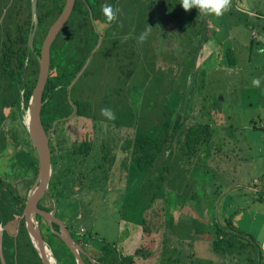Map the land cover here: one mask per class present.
<instances>
[{
    "label": "rangeland",
    "instance_id": "1",
    "mask_svg": "<svg viewBox=\"0 0 264 264\" xmlns=\"http://www.w3.org/2000/svg\"><path fill=\"white\" fill-rule=\"evenodd\" d=\"M154 1L151 0L153 10L155 8ZM92 3H96V0H92ZM149 3L148 0H120L119 5H121L124 14L119 15L117 20L121 25L114 26V19L110 25L104 24L101 27L109 31L111 40L119 39L120 41L125 36L130 45L129 50L137 54L141 48L147 49L152 43L153 46L149 49L154 50L152 57L157 55L156 62L159 65L162 60H165L166 50L169 51L167 55L172 54L177 57L180 63L181 57L186 62H188L187 59L192 60V57L182 55L186 50V45L181 37H176L177 27H172L171 20L168 21L166 38L163 39L162 29L158 26L155 31L148 30L149 35L143 42L139 41V36L145 31L139 30L141 28L150 29L149 20H151L152 13ZM142 4H147L144 10ZM165 5L171 7L177 3L166 0ZM238 8L240 9L238 10ZM244 8L264 16V0H229L226 10H222L220 16L208 14L211 24L212 22L217 23L218 30L221 31L216 33V28H209L208 41L205 44L203 41L201 46L205 51L209 46L214 48L215 43H220V39L225 38L226 33L228 37L225 38V42H222V48L232 51L235 67L224 68L221 61L218 62V66L214 67L213 55L203 56V60H201L205 69L202 70V66L197 67V62L194 68L196 73L193 77L194 88L197 90L192 89L193 97L185 102L190 105L185 111L181 110L182 114L188 118L187 124L192 122L208 125L211 132L207 142L199 147L201 151L200 163H195L198 167L201 162L203 163L200 169L206 174L204 181L206 180L207 189L205 192L202 190L205 196H201L199 193L198 196L202 202H183L182 206L185 207L179 216L182 213L193 211L192 209L196 214L198 209L195 207L204 205L200 209L205 210L203 211L206 218L204 222L208 224L207 228L201 227L198 234L203 235V239L207 236L213 240L216 238L215 226L211 221L213 218L215 224H219L218 226L229 228L225 232L230 233V236L224 237V242L218 246H215L213 241L202 240L201 243V239H196L199 236L195 235V231H193L194 234L192 232L187 234L189 229L185 231L181 225L174 223L171 225L175 220L174 216H177L174 215L173 205L168 206L171 220L169 219L168 225H166L164 217L166 213L155 211L160 210L163 205L164 208L167 207L168 202L161 199L156 200L151 209L156 214L153 211H148L151 214L149 213L150 215L145 218L149 228H145L143 231L142 225L137 226L136 220L140 212L137 208L140 203L138 202L140 191L137 188L141 181L138 177H134L136 168L132 152L129 151L133 144L128 145V150L125 152L123 146L125 137L129 134L127 131L135 128L130 122H135L143 102H158L159 87H156L157 83L153 77L152 83L148 77L145 86H137L135 90L131 91L130 102L126 108L119 109L117 105L105 107V109L111 110L112 118L106 117L103 120L105 122L88 119L82 123L87 129L89 142L87 158L83 159L84 169L86 168L85 171L83 169V179L81 175H72L70 170L72 171L71 167L75 165L72 164V160L68 162L73 149L71 145L76 146L84 133L81 134V120L78 121L79 123H75L72 121L73 119H69L60 125L56 139L58 144L64 146L63 157L66 160L59 169L58 177L62 179V183L68 181L71 185L73 182L72 189L75 193L72 196L65 193L66 197L62 200L55 198L50 207H55L58 219L73 228L74 240L78 238V242L83 245L88 255L94 257L107 249L112 250L111 253L113 252L117 256L118 262L122 264L127 263L126 259L129 256L132 258L131 264H251L252 261L253 264H260L258 262L260 258L262 259L261 264H264V203L260 200L264 197V192L258 193L259 189L255 185L253 187L256 189L247 185L252 183V179L255 178L259 181V183L255 181L258 183L257 186L263 188L264 191V19L262 22L258 21L250 14L244 13ZM199 21L201 22L202 19ZM77 37L73 33V39H77ZM198 44V38H196L193 45L194 50ZM80 45L75 40L71 45L64 43V46L61 47V63L59 65V61H57L55 69L56 77L77 72L78 64L75 65L77 59L82 62L87 54L85 53L82 57L77 54L81 49ZM93 47L94 45H91L90 50ZM192 52L194 55L195 51ZM196 55L198 57V54ZM195 56L193 57L195 58ZM175 62L173 61V63ZM173 65L175 68L179 66L178 62ZM145 69L149 68L145 66ZM200 71L203 72L199 74ZM171 77L173 88H169V83L168 87L167 83H163L162 102L164 100L168 107L174 105L183 107L182 91L178 93L179 85L175 87L176 80L180 83V79L178 76L175 78L174 75ZM254 79L259 80L260 84L253 85ZM139 80L138 77L135 83L139 84ZM149 83L151 84L149 85ZM191 84L189 83L188 86ZM147 86L150 90L149 95H146L145 92ZM56 104L57 100L53 101L51 105L55 106ZM8 112L9 109L6 108L5 114ZM69 113L58 112L54 116L47 114L45 118L48 124L53 125L58 117H67ZM23 117L24 112H22V117L20 116L21 125ZM18 118L19 116H16L15 120L18 123L7 118L1 128L3 133L9 136L7 144L13 147L17 160L20 156L28 158L27 148L24 145L14 148V142H12V134L20 130ZM219 150L220 152H218ZM8 152L11 150L7 151V156L10 155ZM214 153H220V155H213ZM72 158H74V154ZM79 159H81V155L77 154V160ZM16 167L19 166L16 165ZM94 167H101L106 174L104 178L107 177L99 181L98 186H94L91 180ZM19 171L24 172L25 166L23 165ZM67 175H72V178ZM13 181L22 197L28 195L32 190V181L27 184ZM238 185L240 186L238 187ZM81 187H87V194L82 197L77 194L83 190ZM75 198L77 200H73ZM211 206H213L212 211H210ZM8 212L9 224L7 227L12 235L18 217H14L13 210L10 209ZM197 213L200 214V210ZM154 216L159 217L158 221L153 218ZM209 217L211 218L209 219ZM209 222L211 223L209 224ZM199 227L196 224L190 226V229L194 230ZM42 231L44 240L50 243L57 263L72 264L65 247L45 233L44 229ZM204 247L206 250L204 249L203 253H200L198 249ZM17 251L13 254V259L10 260L11 264H28V255L23 258L27 253L24 251L21 254V249ZM260 252L261 257L259 256ZM193 253L200 255L201 258L193 257ZM35 264L41 263L36 261Z\"/></svg>",
    "mask_w": 264,
    "mask_h": 264
},
{
    "label": "trees",
    "instance_id": "2",
    "mask_svg": "<svg viewBox=\"0 0 264 264\" xmlns=\"http://www.w3.org/2000/svg\"><path fill=\"white\" fill-rule=\"evenodd\" d=\"M48 1L49 0L38 1L37 11L40 23L42 22V18H45V13L49 12ZM87 1L88 0H76L75 11L79 13L77 16L73 13L74 19H76L73 22V30L74 33L78 36V38L75 40L76 42L79 41V37H82L83 34L85 36L94 34L95 32H97V34H101L102 30L106 29L102 28L101 26L104 24L110 25L112 21L117 17L115 16L113 20L109 21L107 16L103 14L102 18L99 21H96V19L94 18H92L91 20L89 11H87L85 15H81V11L78 9L77 4L88 3ZM97 1L98 10H101L103 0ZM148 1L150 2L149 4L151 6V0ZM156 1L160 6L164 8V10L176 24V37L182 38L187 50H185L182 55L190 56L193 59L190 60L186 58L188 61L186 62L184 58L181 57L180 63L177 57L173 56L172 54H169L170 56L167 55L169 51L166 50V58L164 57L165 60H162L161 65H159L156 62L157 55L155 54V56L152 57V52H154V50L149 49L152 48L151 44L147 49L141 48L138 54H135L134 52H128L130 53L132 58H135L136 69H138V71H136V80L138 77L140 80L139 84H136V88L137 86H145L146 79H148V77L150 78L151 83L153 82L154 78L155 83H157L156 87H159V94L157 95L158 104L143 102L142 107L140 108L136 116L135 122H130L131 125H134L135 128L131 131L126 130L129 134L125 137V144L123 146V150L125 152L126 150H128L127 146L133 144V147H131L129 151L131 150L132 152V158L134 161V166L136 168L134 177H138V179H140L141 181L139 187L137 188V190L140 191V199L138 201L140 203L137 207L138 211L140 210V212L138 213L136 224L137 226L142 225L143 231L145 228H149L147 226L148 224L145 218L147 217V215L151 214V212L148 211H153V213H155L154 210L151 209L154 205V202L158 199L165 200L166 202H168V205L165 208L163 205L161 209L159 208L160 210L157 209L155 211L166 213L165 217H167L168 219H170L171 216V212H169L170 205H173L174 215H179V213L182 212L183 208L185 207L182 206L184 205L183 202H202L200 196L198 195L199 193H201V196H205L203 192H205V190L207 189V186L204 183L200 182V176L203 173L202 169H200V166H202L203 163L201 162V165L199 167L196 166L197 164L195 163H200L201 158L199 156L201 154V151L199 150V147H202L207 142L211 132V128L208 125H201L200 123L197 124L192 122L187 124L186 121L188 120V118L184 116L181 111H185V109H187V107L190 105L189 102V104L185 102L193 97V94L191 93L192 89L197 90L194 88L195 84L193 80L194 75H196L194 71L197 62L196 54L199 53L202 42L204 41L203 43L205 44L208 41L207 35H209V27L207 25L206 19L208 14H202L198 9L195 8L185 11L180 6L179 0H169V2L177 3V5H173L171 7L165 5L166 0ZM56 3L58 4V12L60 13L65 0H56ZM146 5L147 4H142L143 10L145 9ZM0 6H2L0 8V15L3 9L9 7L7 13L8 15H6L3 25L0 28V117L6 118V116L9 115L11 117V121H15L16 116H19L18 126L21 127L23 133L25 134V143L27 148H29L31 146V141L24 125H21L20 116L22 117V112H25L27 110L29 98L35 87L38 74L37 61L33 54L28 51L27 46L31 20L30 0H0ZM20 13L24 14V21H19V23L16 24H14L13 21L11 22L10 15H15L20 18ZM151 13L152 17L150 23L152 31H155L157 24L153 8H151ZM199 19H202V21L200 22ZM186 21L187 25L185 26ZM116 24L118 26L121 25L119 20L114 23V26H117ZM10 26L12 28H10ZM41 26L42 25H40V27ZM48 27L49 24H47L46 26H42L41 31H46ZM144 30L145 28H141L139 31ZM107 34H109V31H107L106 29V35ZM196 38H198L199 44L194 50L193 45ZM77 43H79V45L81 44V53H87L89 52L91 45H94L95 42L93 41L91 45L83 44L82 42ZM119 43L122 44L120 46V50L122 52H127L126 50L129 48L125 39H120ZM34 46L36 48V45ZM40 46L41 42H38V48ZM108 48V45L104 44L101 49ZM192 51H195L194 55ZM231 53L232 51L230 49L223 50L218 53V59L220 58V56H222L220 61L221 63H223L224 68L231 69L235 67V61ZM193 56H195V58ZM27 60L28 66L25 70ZM173 61H176L175 63L178 62L179 66H177L176 68L173 67V64H175L173 63ZM145 66H147L149 69H145ZM202 72L203 71H200L199 74H201ZM173 75L175 78L178 76L180 79V83L178 80H176L175 87L179 85L180 90L178 91V93L182 91L181 95L183 96V100L181 101L184 104L183 107H179L178 105L168 107L165 104L164 100L162 102L163 83H167V87L169 83V88H173V79L171 80V76ZM89 76L90 74L88 73V77ZM86 77L87 73H85L84 77L80 78L77 85V90L78 92H80L78 97L83 100L84 98H87L88 101L83 103V101L80 102L79 99L74 100V109L79 115H87L88 119L90 120L103 121L104 119H106V116L102 114L101 110L105 109L106 103L97 104L92 95L86 94L85 87L83 86V81L86 80ZM151 83H149V85ZM189 83H192L191 85H189L190 87L188 86ZM53 89L54 87L50 88L47 93L45 92L44 99L51 95ZM145 90L146 95H149V86H147ZM62 92H64L66 96L67 91ZM127 93L128 90L121 93V95L123 96L121 97L122 100L119 104V109L128 106L129 103L127 100ZM185 94L186 97L184 98ZM145 97L146 96L144 95V98ZM52 102L53 99L50 97V101L47 102L46 107L41 112L42 125L43 127L45 126V128H47L46 130H48V128L51 129L52 125L48 124L45 115L48 114L54 116L59 112L55 111L54 106L51 105ZM21 104L23 105V108H21ZM6 108L9 109L8 114H5ZM70 113H73V109ZM30 150L31 153H33V157L29 162L23 156H20L19 158L22 168L23 165L25 166V170H28L29 168L31 169V167H33V175H37L38 162L34 152V147H31ZM92 171H94V173L91 180L94 186H98L99 181L107 178H104L106 174H104L105 171L101 167H94ZM65 197V193L60 191L55 198L58 200H62ZM260 200L264 203V197H262V199ZM22 207L23 205H21L19 211L17 212V217L21 213ZM201 207H204V205L195 207V209L200 210V212L205 211L204 209L201 210ZM212 209L213 206H211L210 211H212ZM192 210L195 211L194 209ZM181 215L186 214L182 213ZM153 218H156V221H158L159 219V217L155 216ZM210 218L211 217H209V219ZM213 220L214 219L211 218V221L215 226L216 238L212 243L215 246H218L220 243L224 242V237H226L227 235L230 236V233L225 232L229 230V228H223L222 225L218 226L219 224H215L216 222H214ZM210 223L211 222H209V224ZM228 227H230V224H228ZM47 234H49L52 238L60 242V244L65 247L61 240L54 236V234L50 233L49 230L47 231ZM8 236L5 235V245L10 250V258L13 259L14 250L17 251L18 249H21V251H23L24 248L31 249L34 253V257L38 258L37 253L31 245L22 224L20 234L18 235L16 240H14L13 237ZM42 237L44 239V236ZM75 240L78 242V238ZM47 244L49 245L50 243ZM111 251L112 250L107 249L103 253H100L98 255V262H100V264H122L121 262H118L117 256H115L113 252L111 253ZM68 256L70 257L72 264H74L73 257L69 253ZM55 259L57 261L56 257ZM126 262L130 264L132 263L131 256L126 259Z\"/></svg>",
    "mask_w": 264,
    "mask_h": 264
},
{
    "label": "flooded vegetation",
    "instance_id": "3",
    "mask_svg": "<svg viewBox=\"0 0 264 264\" xmlns=\"http://www.w3.org/2000/svg\"><path fill=\"white\" fill-rule=\"evenodd\" d=\"M38 1L39 0H36L37 21H36L34 35L32 38L33 50H30V52L33 54L38 64L37 79L39 75V57L41 55L43 42L50 28L56 23V21L60 17L65 7V3H66V0H65V3L62 6L61 11L59 13L58 4L56 3V0H49L48 1L49 2V5H48L49 12L45 13V16H44L45 18H42V22L40 23L38 11H37ZM119 1L120 0H103L101 10H98L97 0H96V3H92V0H88L87 1L88 3H81L77 5H78V9L81 11L80 12L81 15H85L86 12L89 11V16L91 20L92 18H94L96 19V21H99L102 18L104 14L103 8L111 5L114 10L118 9L116 13L117 18H115L114 20V23H115L116 21H118L117 19L119 15L124 14V11L121 8V5H119ZM155 3L160 9H162L166 14H168L164 10V8L159 5V3L156 0H155ZM75 6H76V0H74V5H73L70 15L68 16L64 25L58 31L54 41L52 42L50 46L48 78H47V82H46L43 96H42V100H43L42 111L46 107L47 102L50 101V97L53 99V101L57 100V104L54 106V109L56 107L55 111H59V113L60 112H71L73 109V113H69L67 117H58L56 121L54 122V124L51 126V129L48 128V130H46L47 128H45L44 126V130L47 131V133H49V137H50L49 148H50V155H51L52 173H51V179H50L48 191L46 192L45 195H43V197L38 202V208L46 212H51L52 215L56 217L57 219L58 217L55 212V207H50L51 205H53V200H55L56 195L60 191H62L63 193H68L70 194V196H72L75 193L72 189L73 182L71 183V185H69V182L67 180H66L67 183L65 181L62 183V179L58 177L60 173L59 169L62 167V164L63 162H65L66 159L63 157L64 146L57 143L56 137L58 136V133L60 131L59 130L60 125L69 119H73L72 121L75 123H79L78 121L81 120L80 122L81 123L80 127L82 128L81 134L84 132L83 135L81 136V141L77 143L76 146L71 145L73 149L71 150L70 157L68 158V162L72 160V164L75 166L71 167L72 171L70 170V172L72 173L73 176L81 175L83 179L84 171L86 169V168L84 169L83 159L87 158L88 136H87V129H85L84 124L82 123L85 120H88V117L87 115H84V114L79 115L78 113H76L74 109L75 106L73 103L74 100H78V99L80 100V102L83 101V103L88 101L87 98H84V100H86L84 101L83 99L78 97L80 92H78L77 90L78 88L77 85H78L80 78L84 77L85 73H87V77L85 78L86 80L83 81V86L85 87L86 94L92 95L94 97L95 102H97V104L106 103V106L117 105V107H119L120 106L119 104L121 103V100H122L121 97L123 96L121 95V93L126 92V90H128L127 100L128 102H130L131 91L136 89V83H135L136 82V62H135V58H132L130 53H128V52H133V51L127 49L126 50L127 52H122L120 50V46L122 44H120L121 42L119 43V39L111 40L109 38L110 34L106 35V29L102 30L101 34H97V32H95L94 34H89L86 36L83 34L82 37H79L78 39L79 41L77 42H82L83 44L90 45L94 41L95 42L94 47L91 50H89V52H87L82 62H79V59H77L75 65L78 64V67H77L78 70L76 73H72L66 76H61V75L58 77L55 76V69H56L57 61H59V65L61 63V54H62L61 47L64 46V43L71 45V43L74 42V40H76V38L73 39V33H74L73 22L76 20L74 19V15L77 16L79 13L75 11ZM1 7L2 6H0V8ZM149 7L152 8V2H151V6L149 4ZM8 8L9 7L5 9L2 8L3 10L0 15V28L3 25L6 15H8L7 14ZM30 10H31V20H30V30H31L33 26L32 25V0H30ZM154 14H155V11H154ZM10 16H11L10 17L11 22L13 21L14 24L19 23V21H24L23 20L24 14L22 13L19 14L20 18H18L15 15H10ZM155 18H156V24H157L156 28L158 29V26L160 25H158L157 23L156 15H155ZM150 21L151 20H149V22ZM47 24H49L48 29L46 31H41V27L46 26ZM40 25L42 26L40 27ZM10 28L12 27L10 26ZM30 30H29V33H30ZM147 30L152 31L151 24H150V29L147 28ZM118 31L121 32V30H118ZM162 34H163V29H162ZM28 37H29V34H28ZM124 39L126 42L128 41L125 36H124ZM99 41H100V45L98 49L94 51ZM38 42L39 43L41 42V46L39 48H38ZM104 44H107L109 48L101 49ZM127 44H128V47L130 48L129 42H127ZM34 45H36V48ZM27 46H28V42H27ZM151 46H153L152 43H151ZM37 48H38V51H37ZM77 54H79L80 57L85 55V53H81V51H79ZM52 62L54 63V65ZM87 62L88 64L86 65ZM27 66H28V60L26 61L25 70ZM84 67L85 69L83 70V72H81ZM80 72H81V75L76 80V77ZM88 73L90 74L89 77H88ZM37 79H36V83H37ZM52 87H54V89L51 95L44 99L45 92L47 93V91H49V89ZM62 91H67L66 96H65V93ZM21 108H23V105ZM7 118L11 119V117L8 115L6 116V118L0 117V121H1L0 123V232H2L1 235H2L3 262L4 264H11L10 260L12 258L9 257L10 250L5 245V235L7 236L9 235L13 237L14 240H16L18 235L20 234L21 224L24 227V223H25L24 220L20 221L19 231L15 237L16 230H17V223L20 220L22 212L25 208V203H26V199L28 196L26 195L25 197H22L19 194L17 187L14 185L13 180L23 182L24 184H27L32 181L33 182L32 186H34L35 181H36V175H33V169H32L33 167L31 166H30L31 169L30 168L28 170L26 169L24 172L19 171L20 169H22V165L19 160L20 158H18L17 160V158L15 157V152L13 150V147L8 146L7 144V140L9 136H6L1 130ZM12 139H13L12 142H14V148H16V146L18 145H24V147L27 148L26 143H25L26 141L25 134L23 133L21 127H20V130H18V132H14L12 134ZM31 147H33L32 144L26 150L28 153V158H27L28 162L33 157V153H31V150H30ZM9 149L11 150V152H8L10 153V155L7 156V151ZM34 152H35V149H34ZM73 154H74V158H72ZM77 154L81 155V159L77 160ZM35 155H36V152H35ZM17 156L19 157V155ZM16 165H18L20 168L19 167L17 168ZM8 170H9V174H8ZM72 175H67V177L72 178ZM62 187L64 188L63 190H62ZM81 189L83 190H80L79 192H77L78 196L80 195V197H82L84 194H87V187L86 188L81 187ZM84 190L86 191L84 192ZM73 200H77V199L75 198ZM81 201L83 202V200ZM21 205H23V207L21 209V213L18 216V220L16 221L14 233L11 235V232L7 227V224H9V221L7 220L9 218L8 210L10 209L13 210L14 217H17V214H18L17 212L19 211ZM37 220L39 223V229H40V233L42 236H44L43 231H42L43 229L45 230V233H47V231L49 230L52 234H54L52 230H54V232L60 231L59 226L56 224H52L51 226H49L48 223L44 219L40 218L39 216L37 217ZM62 223L64 224V227L69 232L72 239L74 240L73 236H75V234H74L73 228H71V226L66 225L65 222H62ZM54 236L56 235L54 234ZM74 241L76 242V240ZM47 243L49 242L46 241V244ZM76 244H78L81 247V249L84 251V253H80V257L84 264H100V262H98L97 255H95L94 257L88 255L85 248L79 242H76ZM48 247L52 251L50 244L48 245ZM66 250L73 257V255L70 253V251L67 248ZM24 251L27 254L23 253L24 254L23 258H26L25 255H28V260H27L28 264H35L36 261L41 263L40 259H38L39 257L38 258L34 257V253L32 252L31 249L24 248L23 251H21V254ZM16 252L18 251L14 250V253ZM52 253L54 252L52 251ZM73 260H74V264H77L74 257H73ZM0 264H2L1 259H0Z\"/></svg>",
    "mask_w": 264,
    "mask_h": 264
},
{
    "label": "water",
    "instance_id": "4",
    "mask_svg": "<svg viewBox=\"0 0 264 264\" xmlns=\"http://www.w3.org/2000/svg\"><path fill=\"white\" fill-rule=\"evenodd\" d=\"M74 5V0H66L65 7L56 21V23L50 28L47 33V36L43 42L41 55L39 57V75L37 79V83L31 93L29 98L27 110L24 112L23 117V125L26 129V132L29 136L31 144L33 145L38 162V170L36 175V181L29 192L25 208L22 212L20 220L17 223V230L16 235L19 231V223L20 221L24 220V227L27 233V236L30 240L31 245L35 249L40 261L42 264H50L46 255L43 253L45 248H49L46 242L44 241L40 229L37 217L44 219L49 226L52 224H56L59 226V232H52L61 240V242L66 246V248L70 251V253L75 258L77 264H84L80 257V253H84L81 247L76 244V242L72 239L69 232L64 227V224L61 220L57 219L52 215L51 212H46L38 208V202L46 194L48 191L50 179H51V155H50V148H49V133L44 130L41 121V112L43 106V92L48 78V69H49V50L52 42L54 41L58 31L66 22L68 16L70 15L72 8ZM154 11L157 17V23L163 29V39L166 38L167 30H168V21H170V17L166 14L162 9H160L154 1ZM36 0H32V28L29 33L28 37V51L33 50V42L32 38L34 35L35 27H36ZM173 28H176L174 24H171ZM100 45V41L98 42L96 48L97 50ZM93 53V52H92ZM89 62V61H88ZM86 63V65L88 64ZM85 65V67H86ZM82 69L81 72L85 69ZM81 72L77 75V78L81 75ZM26 120V122H25ZM2 232H0V259L2 264L3 262V255H2ZM50 250V249H49ZM51 255L56 264L57 261L50 250Z\"/></svg>",
    "mask_w": 264,
    "mask_h": 264
},
{
    "label": "crops",
    "instance_id": "5",
    "mask_svg": "<svg viewBox=\"0 0 264 264\" xmlns=\"http://www.w3.org/2000/svg\"><path fill=\"white\" fill-rule=\"evenodd\" d=\"M240 8H238V10H239ZM245 9V8H244ZM243 12L244 13H248V14H250V16H253L254 18H256V19H258V21H260V22H262L263 21V19H264V16L263 15H260L259 13H255V12H251V11H249V10H247V9H245V10H243ZM170 17V16H169ZM210 18H212V17H210ZM170 19H171V21L173 22V24L175 25V27H176V24H175V22L173 21V19L170 17ZM206 19H207V25H208V27L211 29V27H214V28H216V30H215V32L216 33H220V31L221 30H218V27H219V25L217 24V23H214V22H212V24H211V21H209V18H208V15H207V17H206ZM264 28V27H263ZM210 29H209V35H207V39L209 38V36H210ZM226 37H228V36H226V33H225V38ZM225 38H223V39H220V43H215V45H214V48L213 47H208L207 48V50L205 51L204 50V47H200V52L198 53V57H197V67H201L202 66V58H203V56L205 57V55H207V56H212L213 55V66L215 67V66H218L217 64H218V62L220 61L219 59H218V53L220 52V51H223V48H222V42H225ZM216 40V39H215ZM202 51V52H201ZM205 53V54H204ZM202 59V60H201ZM202 68V70L203 69H205V68H203V66L201 67ZM218 152H220V150L218 151ZM213 155H220V153H218V154H216V153H214ZM238 175H240V173H238ZM204 176L206 177V174H204V173H202V175L200 176V180H201V182L202 183H204L205 184V182H206V180L204 181ZM255 181H258L257 179H255V178H253L252 179V183L250 182V183H248L247 185H248V187H252V189H256V188H254L253 187V185H255V187H257L258 189H259V191H258V193H263L264 191H263V188H259L257 185H258V183H259V181H258V183L257 182H255ZM240 185H238V187H239ZM184 214H186V215H177L176 217L174 216V218H175V220H174V222H172L171 223V225L174 223V224H178V225H181V226H183L184 228H185V231L186 230H188V233L187 234H190L191 232H192V234H194V232L193 231H195V235L197 236H199V237H196V239H201L200 241H201V243H202V240L204 241V240H206L207 242H212L213 241V239H211V238H208V236H207V238H202V237H204L203 235H201V234H198V232H200V230H201V227H205V228H207L206 227V225L208 224H206V222H204L205 221V217H204V213L203 212H200V214L199 213H197V211H196V214H195V211H189V212H187V213H184ZM199 215V216H198ZM166 216V214L164 215V217ZM168 218L167 217H165V221L167 222V224L166 225H168ZM170 220H171V216H170ZM170 223V222H169ZM198 225V226H200L199 228H194V230H191L190 229V226H192V225ZM188 225H190V226H188ZM202 225V226H201ZM188 226V227H187ZM187 227V228H186ZM182 235H183V233H182ZM207 235V234H206ZM185 238V237H184ZM236 239V238H235ZM212 244V243H211ZM202 248H200V249H198V251L200 252V253H203V251H204V249L206 250V248L204 247L202 250H201ZM198 252V253H199ZM207 252V251H206ZM193 257H196L197 259L199 258H201V256L200 255H196V254H194L193 253ZM259 256L261 257V252H260V254H259ZM212 262H214V260H212ZM258 262L261 264L262 263V259L260 258L259 260H258ZM251 264H253V261L251 262Z\"/></svg>",
    "mask_w": 264,
    "mask_h": 264
},
{
    "label": "clouds",
    "instance_id": "6",
    "mask_svg": "<svg viewBox=\"0 0 264 264\" xmlns=\"http://www.w3.org/2000/svg\"><path fill=\"white\" fill-rule=\"evenodd\" d=\"M229 0H179V4L183 10L188 11L192 8L198 9L202 14H215L220 16L222 10H226ZM118 9L114 10L111 5L103 8L104 14L108 20L111 21L115 18ZM149 35L148 30H145L139 36V41L143 42ZM253 85H259V80H253ZM102 114L108 118H112V112L110 109H102Z\"/></svg>",
    "mask_w": 264,
    "mask_h": 264
},
{
    "label": "bare ground",
    "instance_id": "7",
    "mask_svg": "<svg viewBox=\"0 0 264 264\" xmlns=\"http://www.w3.org/2000/svg\"><path fill=\"white\" fill-rule=\"evenodd\" d=\"M25 122H26V120H25ZM43 253L46 255V257H47V259H48L50 264H56L54 259H53V256L50 253L49 248H45Z\"/></svg>",
    "mask_w": 264,
    "mask_h": 264
}]
</instances>
